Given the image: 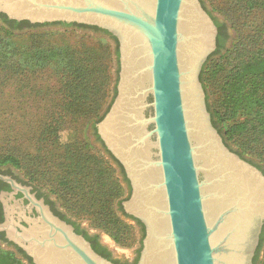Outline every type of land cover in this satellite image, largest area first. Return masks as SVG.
<instances>
[{
  "label": "water",
  "instance_id": "1",
  "mask_svg": "<svg viewBox=\"0 0 264 264\" xmlns=\"http://www.w3.org/2000/svg\"><path fill=\"white\" fill-rule=\"evenodd\" d=\"M187 8L200 18L201 27L185 35L181 26ZM0 12L9 19L33 24L97 26L117 38L116 94L95 126L101 142L121 163L131 185L129 197L122 201L124 211L145 225L136 264H146L150 251L154 255L168 251L172 264H255L264 224V205L248 210L255 200L251 196L255 184L245 185V195L231 197V202L217 209L213 216L212 208L207 207V202L221 199L216 191L205 192L208 186L220 183L225 176L237 180V169L230 170L226 162L235 168L237 165L263 185L264 172L231 148L213 124L200 75L217 49L219 29L201 0H0ZM190 22L195 25L193 19ZM134 41L141 43L149 57L150 82L140 123H147L148 130L132 144L137 147L148 138L156 143L149 160L134 158L130 146L124 151L113 146L104 130L120 101L127 54ZM185 44H189L188 50L199 46L187 54L186 66L181 57ZM187 96L192 109L188 108ZM190 110L199 118L196 123L206 137L203 144L192 138ZM203 150L204 157L221 155L209 164V169L197 159ZM152 169L160 173V180L142 177ZM205 170L214 173L212 180H207ZM0 179L11 184V198L20 191L29 200L26 205L4 202L6 219L0 223V231H5L7 239L22 248L33 264H117L97 252L72 223L38 198L32 192L33 185L1 173ZM156 193L163 195L164 205L154 201ZM34 208L38 214L32 216ZM22 220L28 224H22ZM163 225L165 229L161 228Z\"/></svg>",
  "mask_w": 264,
  "mask_h": 264
},
{
  "label": "trees",
  "instance_id": "2",
  "mask_svg": "<svg viewBox=\"0 0 264 264\" xmlns=\"http://www.w3.org/2000/svg\"><path fill=\"white\" fill-rule=\"evenodd\" d=\"M210 1L213 9L221 13L225 20L220 21L213 16L219 29L217 49L209 56L200 75L203 85L206 89H211V96L214 99L211 104L208 103L212 121L225 142L228 144L231 141L238 147L236 152L241 156L258 158L264 164V0ZM202 3L205 2L202 0ZM0 20V67L14 63L20 69L34 70L54 65L59 71L73 72L67 80L69 85L66 89L69 104L72 106L70 108L78 113V116L90 114L86 110L89 109L86 104L92 101L91 108L98 103L96 97L109 79L108 61L111 62L112 45L106 36L116 43V53L119 56L117 38L97 26L64 23L89 28L94 34L100 32L106 36L85 33L84 37L93 40H83L76 47L69 44L45 47L36 40L32 43L29 40H19L15 31L16 28L23 26L31 28L41 24L9 19L1 12ZM227 24L236 32L229 46L227 43L231 35L228 33ZM44 35L46 32L29 34L42 37ZM63 111L58 118L62 125L71 118L70 109L66 108ZM244 115V119H240ZM103 116H99L97 121ZM94 129L97 138L101 140L95 125ZM71 147L74 149L68 153L74 152L76 156L71 159L67 168L57 174V183L62 187V191L74 189L77 192L75 197L80 195L84 197L83 191L89 188L90 201L93 202L96 195L112 202L121 193V187L112 175L111 166L102 169L100 164L105 159L87 150L88 144L85 142L75 140L66 146L68 149ZM107 153L116 161L125 180L128 181L121 163L108 150ZM2 164L20 167L21 160L16 154L10 153L0 158V165ZM78 201L76 199V202ZM119 205L120 209L130 216L124 211L121 200ZM263 244L264 236L254 256L255 264L258 262ZM18 250L22 255L15 250L0 247V264H33L31 257L21 248L18 247Z\"/></svg>",
  "mask_w": 264,
  "mask_h": 264
},
{
  "label": "rangeland",
  "instance_id": "3",
  "mask_svg": "<svg viewBox=\"0 0 264 264\" xmlns=\"http://www.w3.org/2000/svg\"><path fill=\"white\" fill-rule=\"evenodd\" d=\"M203 1L213 16L225 21L223 15L213 9L210 0ZM227 27L231 35L227 43L229 46L236 32L230 24H227ZM30 32H46V35L29 36ZM85 33L94 34L89 28L64 23H46L16 31L19 40H29L30 43L36 40L45 47L62 44L76 47L83 40L92 41V38L84 37ZM98 33L94 35H104ZM106 37L112 45L111 62L108 61L109 79L96 97L98 103L91 108L92 101L86 104L89 108L86 110L90 112L87 115L78 116V113L70 108L72 106L69 104L66 89L69 85L67 80L73 72L59 71L54 65L34 70L20 69L14 63L0 67V158L14 153L21 160L20 167L13 164L0 166H10L22 179L30 181L29 184L47 192L65 215L79 221L91 231L100 233L118 256L132 258L134 251L142 246L143 229L133 217L127 216L120 209L119 201L128 197L130 189L121 168L107 153L94 129L95 121L110 107L118 81L119 56L116 53V43ZM210 90L205 88L207 105L214 100ZM66 108L70 109L71 118L62 125L58 118ZM244 117L245 115L240 119ZM75 140L87 143V150L105 159L100 164L102 169L111 166L112 175L121 187V193L112 202L96 195L93 202L90 201L89 188L83 191L84 197H75L77 192L74 189L62 191V187L57 183V174L67 168L71 159L76 156L74 152L68 153L73 147L66 148ZM228 144L235 151L238 150L233 142L229 141ZM243 157L264 167L258 158L248 155ZM93 193L95 194L94 191ZM76 199L79 201L76 202ZM0 247L14 250L12 246L2 243ZM257 264H264V244Z\"/></svg>",
  "mask_w": 264,
  "mask_h": 264
},
{
  "label": "bare ground",
  "instance_id": "4",
  "mask_svg": "<svg viewBox=\"0 0 264 264\" xmlns=\"http://www.w3.org/2000/svg\"><path fill=\"white\" fill-rule=\"evenodd\" d=\"M189 19L190 21L193 19L195 25H192L191 22L189 23ZM200 27V18L195 16L194 12L187 8V11L184 13V21L181 26L182 32L187 35L191 33L192 29ZM189 48V44H185V47H182L181 57L184 66H186L187 62L189 61L187 54L190 55L191 52L195 49H198L199 46H194V49L191 50H188ZM148 64L149 57L144 47H141V43L139 41H134L133 46L127 54L124 74L125 76L122 82V95L120 101L104 129L113 146L123 151L126 150L128 146H130L131 148L129 151L133 153L135 156L134 158L139 160H149L153 153V148L156 146V143L152 142L149 138L146 139L143 144L137 147L133 146L132 144L136 138L143 137L148 130L146 126L147 123L140 124L147 106L146 96L150 82V74L147 70ZM187 100L189 102L188 108L192 109V105L190 104L188 96ZM189 119L192 128L193 140L197 144H203L206 140V137L202 133L201 129L199 131V125L196 123V121L199 122L198 116L195 112L193 113L190 110ZM201 154L202 156L197 157V159L205 169L210 168L209 164H211L214 159L221 157V155L218 153H213L208 157H204V150ZM226 164L229 165L227 167L232 171L237 169V174L235 175L237 180H232L227 176L221 177L220 183H215L205 189V192L216 191L221 195V199L214 200L215 202H207V207L210 209L212 208V216L213 213L215 215L217 209L229 204L232 200L231 197L234 198V196L237 194L245 195L244 193L247 192L244 190V187L245 185L249 186V184H255L256 189L253 190L251 195L255 200L253 201V204H250L248 210L251 208L258 210L263 207L264 185L237 165L235 168L228 162H226ZM221 170L223 169L221 168ZM224 170L227 171L226 168H224ZM156 171L157 170L152 169L142 177L146 180L158 181L160 180L161 176L160 173ZM205 174L208 181L212 180L214 177V173L209 170H205ZM154 201L160 205H164L163 195L161 193H156L154 195ZM161 228L165 229L166 225L161 226ZM146 264H172L171 255L168 251L155 255L154 252L150 251L148 257L146 258Z\"/></svg>",
  "mask_w": 264,
  "mask_h": 264
},
{
  "label": "flooded vegetation",
  "instance_id": "5",
  "mask_svg": "<svg viewBox=\"0 0 264 264\" xmlns=\"http://www.w3.org/2000/svg\"><path fill=\"white\" fill-rule=\"evenodd\" d=\"M205 8H207V7L205 6ZM21 21H28V20H21ZM54 23H64V22H54ZM31 24H33V23H31ZM36 24H40V23H36ZM43 24H46V23H43ZM22 29L23 30L26 29V26H23V28H16L15 31H21ZM228 33H229V30H228ZM259 168H261L264 172L263 166H261ZM0 173L4 174V175H9V176L13 177L14 179H16L17 181L22 182L23 184H29L26 181H24V179H22L10 166H3V167L0 166ZM125 175H126V173H125ZM128 181H126V182H127L129 189H130V192H129V195H130L131 185ZM12 192H13V188H12L11 184L7 181L0 179V223L4 222L6 219V205L4 203L6 200L9 204H15L17 202V203H21L23 205H26L29 203V200L27 198H24L23 193L20 191L15 193L13 198H11L10 194ZM32 192H35V194L38 198H43L44 201L51 206L52 210L57 215H59L63 219H66L68 222L72 223L75 227V230L77 232L83 234L91 242L94 249L97 252H99L101 255L105 256L106 258L112 260L113 262H115L117 264H136L137 261L139 260L142 246L140 247V249H136L134 251V256L132 258L126 257V256H118V254H116L113 251V249L110 247V245L106 241L103 240L102 235L100 233H98L96 231H91L87 227H84L79 221L71 219L70 217L65 215L59 209V207H57V205L55 204V202L52 200L51 196L47 192L39 190L38 188H35L34 186H33ZM2 194H3V197H2ZM129 195H128V197H129ZM22 199H23V201H22ZM37 214L38 213L34 208L33 212L30 215L35 216ZM134 219L137 221V224L141 227V229H143V233L145 236V233H146L145 225L141 222V220H139L135 217H134ZM21 223L25 224V225L28 224L25 220H22ZM0 233H2V234H0V243L12 246L15 251H17L18 253H20V255H22L21 252H19V250H18L19 246L15 245L13 242H11L7 239L6 232L0 231ZM144 236H143V238H144ZM262 236H264V224H263V227H262V230L260 233V240H261ZM91 237H92V239H90ZM260 240H259V243H260ZM142 245H143V239H142Z\"/></svg>",
  "mask_w": 264,
  "mask_h": 264
}]
</instances>
